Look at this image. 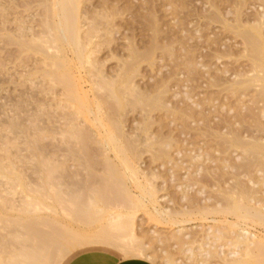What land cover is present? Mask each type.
Returning <instances> with one entry per match:
<instances>
[{
    "label": "rangeland",
    "instance_id": "rangeland-1",
    "mask_svg": "<svg viewBox=\"0 0 264 264\" xmlns=\"http://www.w3.org/2000/svg\"><path fill=\"white\" fill-rule=\"evenodd\" d=\"M253 210L264 0H0V264H22L30 218L64 226L37 227L53 262L63 240L110 234L152 264H264ZM116 249L59 264L133 258Z\"/></svg>",
    "mask_w": 264,
    "mask_h": 264
},
{
    "label": "bare ground",
    "instance_id": "bare-ground-1",
    "mask_svg": "<svg viewBox=\"0 0 264 264\" xmlns=\"http://www.w3.org/2000/svg\"><path fill=\"white\" fill-rule=\"evenodd\" d=\"M54 2V1H53ZM57 2V1H56ZM60 2V1H59ZM70 2V1H69ZM67 3V2H66ZM63 4V3H62ZM65 4V3H64ZM65 8V7H64ZM61 10H63V9H61ZM63 12V11H62ZM65 21H66V19H65ZM253 63V62H252ZM103 128V127H102ZM101 129V128H100ZM107 145V144H106ZM110 145V144H109ZM103 150H104V148H103ZM109 162V161H108ZM110 164V163H109ZM112 164V163H111ZM129 166H131V165H129ZM129 169V168H128ZM134 170V169H133ZM215 172V171H214ZM220 173H222V172H220ZM44 179H46V178H44ZM209 180V179H208ZM210 181V180H209ZM226 181V180H225ZM223 182V181H222ZM225 183V182H224ZM223 183V184H224ZM47 184V183H46ZM235 184V183H234ZM233 184V185H234ZM237 184V183H236ZM216 185V184H215ZM231 186V185H230ZM218 187V186H217ZM222 187V186H221ZM229 188V187H228ZM105 189V188H104ZM221 189V188H220ZM223 189V188H222ZM232 189H233V187H232ZM242 189V188H241ZM106 190V189H105ZM104 190V191H105ZM228 190V189H227ZM95 191H97V190H95ZM100 191V190H99ZM204 191V190H203ZM207 191V190H206ZM222 191V190H221ZM243 191V190H242ZM127 193H129V191H126ZM212 192V191H211ZM213 193V192H212ZM208 194V193H207ZM228 194V193H227ZM233 194V193H232ZM89 195H91V194H89ZM94 195V194H93ZM239 195V194H238ZM251 195V194H250ZM27 196V195H26ZM95 196V195H94ZM107 196V195H106ZM214 196V195H213ZM220 196V195H219ZM233 196V195H232ZM247 196V195H246ZM99 197V196H98ZM221 197V196H220ZM234 197V196H233ZM239 197V196H238ZM248 197V196H247ZM27 198V197H26ZM88 198V197H87ZM91 198V197H90ZM105 198V197H104ZM107 198H108V196H107ZM236 198V197H235ZM234 198V199H235ZM252 198V197H251ZM33 199V198H32ZM102 199H103V197H102ZM112 199V198H111ZM214 199V198H213ZM233 199V198H232ZM233 199V200H234ZM240 199V198H239ZM247 199V198H246ZM30 200V199H29ZM105 200V199H104ZM211 200V199H210ZM222 200V199H221ZM100 201H101V199H100ZM106 201V200H105ZM109 201V200H108ZM228 201V200H227ZM229 201H231V200H229ZM237 201V200H236ZM255 201V200H254ZM27 202V201H26ZM31 202V201H30ZM88 202V201H87ZM96 202V201H95ZM98 203H99V201H97ZM33 203V202H32ZM34 203H35V201H34ZM251 203V202H250ZM40 204V203H39ZM223 204H224V202H223ZM248 204V203H247ZM230 205V204H229ZM238 205V204H237ZM250 205V204H249ZM28 206V205H27ZM96 206V205H95ZM214 206V205H213ZM216 206V205H215ZM24 207V206H23ZM96 207H98V206H96ZM237 207V206H236ZM241 207V206H240ZM243 207V206H242ZM253 207V206H252ZM19 208V207H18ZM22 208V207H21ZM36 208V207H35ZM99 208H100V206H99ZM246 208V207H245ZM23 209V208H22ZM38 209V208H37ZM83 209V208H82ZM90 209V208H89ZM219 209V208H218ZM18 210V209H17ZM34 210V209H33ZM88 210V209H87ZM96 210V209H95ZM101 210V209H100ZM197 210H199V209H197ZM58 211V210H57ZM56 211V212H57ZM83 211V210H82ZM90 211V210H89ZM103 211V210H102ZM102 211H101V213H102ZM154 211L156 212V213H163L162 212V210H160V209H157L156 207H154ZM196 211V210H195ZM240 211V210H239ZM238 211V212H239ZM254 211V210H253ZM51 212V211H50ZM52 212H54V211H52ZM56 212H54L52 215H55L56 216ZM60 212V211H59ZM112 212V211H111ZM198 212V211H197ZM220 212V211H219ZM223 212V211H222ZM25 213V212H24ZM45 213H47V212H45ZM63 213V212H62ZM92 213V212H91ZM91 213H89V214H91ZM104 213V212H103ZM108 213V212H107ZM110 213V212H109ZM215 213V212H214ZM246 213V212H245ZM100 214V213H99ZM129 214V213H128ZM201 214V213H200ZM216 214V213H215ZM225 214V213H224ZM234 214V213H233ZM237 214V213H236ZM35 215V214H34ZM51 215V214H50ZM49 215V216H50ZM58 215V214H57ZM62 215V214H61ZM60 215V216H61ZM82 215V214H81ZM80 215V216H81ZM195 215H196V213H195ZM203 215V214H202ZM205 215V214H204ZM218 215V214H217ZM223 215V214H222ZM48 216V217H49ZM94 216V215H93ZM103 216H104V214H103ZM108 216V215H107ZM111 214H110V219H111ZM126 216H127V214H126ZM246 216V215H245ZM42 217V216H41ZM100 217V216H99ZM129 217V216H128ZM218 217V216H217ZM225 217H226V215H225ZM251 217V216H250ZM250 217H248V218H250ZM253 217V218H252ZM252 219H256V220H258V222L259 223H262V224H264V214L261 212V211H254L253 213H252ZM25 218V217H24ZM52 218V217H51ZM60 218V217H59ZM88 218V217H87ZM106 218V217H105ZM118 218V217H117ZM205 218V217H204ZM22 219V218H21ZM37 219V218H36ZM39 219V218H38ZM43 219V218H42ZM41 219V221H42V224H44L43 226H45L46 224L48 225L50 222H45L46 220H48L47 218H46V220L44 219V222H43V220ZM78 219V218H77ZM84 220H85V218H83ZM95 219V218H94ZM102 219V218H101ZM109 219V220H110ZM115 219V218H114ZM224 219V218H223ZM226 219V218H225ZM27 220V219H26ZM31 222H30V221ZM28 221L30 222L28 225H27V223L28 222H26L25 221V223H26V225H27V228H28V230H27V233H28V231H29V238H27L28 237V235H27V237L24 239V242H25V245H26V247L24 246V248H25V250L22 252V264H51V262H53V261H51V255H52V253H51V255H50V252H54V251H52L53 250V248H51V250H50V248H49V246L48 245H50L49 244V242L45 245V243L47 242H44V240H43V237L41 238L40 237V235H42V234H39L38 235V233H40V232H38L37 233V231H39V229H40V227H39V224H40V220H38V221H40L39 222V224H38V222H36V220L34 221V219L33 220H31V218L29 219ZM50 220H52V219H50ZM87 220V219H86ZM91 220V219H90ZM113 220V219H112ZM205 220V219H204ZM58 221V220H57ZM124 220H121L120 222H122V223H120L119 222V228H122L121 226H123V228L122 229H124V226H125V228L126 227H128V226H130L131 227V231L130 230H128V231H130V232H132V226H131V224L129 223V222H127V223H124V222H126V221H128V220H126V221H124ZM131 221V220H130ZM154 221H156V220H154ZM213 221H216L215 219H213ZM223 221V220H222ZM54 222V221H53ZM81 222V221H80ZM85 222V221H84ZM91 222V221H90ZM96 222V221H95ZM109 222V221H108ZM111 222H113V221H111ZM116 222H118V221H116ZM158 222H160V221H158ZM173 222H175V221H173ZM185 222V221H184ZM23 223V222H22ZM54 223H56V221L54 222ZM54 223H52L51 222V224H54ZM128 224L127 226L126 225H124V224ZM177 223V222H176ZM176 223H174V224H176ZM182 223V222H181ZM219 223V222H218ZM235 223V222H234ZM36 224L38 225V226H36ZM51 224H49L48 226H52ZM101 224V223H100ZM105 224H106V222H105ZM104 224V225H105ZM113 224V223H112ZM118 224V223H117ZM123 224V225H122ZM215 224V223H214ZM223 224V223H222ZM225 224V223H224ZM227 224V223H226ZM230 224H231V222L229 223V226H230ZM20 225V224H19ZM57 227H58V225L60 226V223L59 224H55ZM97 225V224H96ZM115 225H116V223H115ZM25 226V225H24ZM40 226H42L41 224H40ZM92 226V225H91ZM94 226V225H93ZM100 226V225H99ZM105 226H107V225H105ZM232 226V225H231ZM37 227H39V229L37 230ZM46 227V226H45ZM61 227H64V226H60V228ZM115 227V226H114ZM227 227V226H226ZM233 227L234 226H232L231 228L233 229ZM7 228V227H6ZM26 228V227H25ZM47 228H51V227H47ZM54 230H53V229ZM52 232H54V231H57L55 228H54V226H52ZM105 228V227H104ZM107 228V227H106ZM118 228V229H119ZM263 228V227H262ZM59 229V228H58ZM63 229V228H62ZM126 229H128V228H126ZM217 229H218V231H219V228L217 227ZM264 229V228H263ZM101 230V229H100ZM119 230H121V229H119ZM221 230H223V229H221ZM67 231H68V229H67ZM66 231V232H67ZM77 231V230H76ZM99 231V230H98ZM111 231V230H110ZM124 231V230H123ZM126 231V230H125ZM71 232V231H70ZM69 232V233H70ZM234 232V231H233ZM27 233H25V234H27ZM68 233V234H69ZM101 233H102V231H101ZM112 233V232H111ZM116 233V232H115ZM219 233V232H218ZM217 233V234H218ZM229 233V232H228ZM24 234V233H23ZM55 234V233H54ZM78 234V233H77ZM118 234V233H117ZM222 234V233H221ZM45 235V234H44ZM83 235V234H82ZM75 235V237H73V238H70V237H68V238H70L68 241H62V242H60L61 243V246L58 248V246H59V244L58 245H56L57 246V248H58V250H57V248H56V250L57 251H59L58 252V254L56 255V257L54 258L55 259V263H58L59 264V262L65 257V255L68 253V252H70L71 250H74V249H76V248H80V247H83V246H95V245H100V244H108V245H111V246H114L115 248H117L119 251L121 250L122 252H124L126 255H128V256H130V257H133V258H139V259H144V260H146V259H150V261H152V259H153V256H151L150 254H149V252H147L146 251V249H144L142 246H140V245H138V244H136L135 243V241H134V237L133 236H131V238L130 239H128V240H125V241H123V242H121L120 243V239L118 238V240H119V243L120 244H118L117 242H118V240L117 241H115L116 240V238H114L113 240H108V238L110 239V237H109V235L108 234H98V235H92L91 236V234L90 235ZM103 235H105V236H103ZM108 235V236H107ZM227 235V234H226ZM43 236V235H42ZM72 236V235H71ZM103 236V237H102ZM216 236V235H215ZM246 236V235H245ZM107 239H106V238ZM116 237V236H115ZM17 238V237H16ZM67 238V239H68ZM112 238V237H111ZM214 238V237H213ZM220 238V237H219ZM226 238V237H225ZM243 238V237H242ZM247 238V237H246ZM245 238V239H246ZM52 239V238H51ZM234 239V238H233ZM53 240V239H52ZM122 240H124V237H123V239H121V241ZM221 240H222V238H221ZM226 240V239H225ZM241 240V239H240ZM49 241V240H48ZM51 241V240H50ZM219 241V240H218ZM262 241V240H261ZM52 242V241H51ZM54 242V241H53ZM56 242V241H55ZM236 242V241H235ZM238 242V241H237ZM247 242V241H246ZM258 242H259V240H258ZM58 243H59V241H58ZM227 243V242H226ZM229 243V242H228ZM232 244H234V243H232ZM253 244V243H252ZM52 246H53V243L51 244ZM247 245V244H246ZM249 245V244H248ZM55 246V247H56ZM233 246H236V245H233ZM256 246H257V244H256ZM55 247H54V249H55ZM240 247V246H239ZM244 247V246H243ZM23 248V247H22ZM251 248V247H250ZM255 248V247H254ZM258 248H259V246H258ZM245 249V248H244ZM257 249V248H256ZM263 249V248H262ZM248 250V249H247ZM20 251V250H19ZM253 251V250H252ZM258 251V250H257ZM262 251V250H261ZM56 252V251H55ZM256 252V251H255ZM259 252V251H258ZM263 252V251H262ZM261 252V253H262ZM21 253V252H20ZM57 253V252H56ZM244 253H245V251H244ZM260 253V252H259ZM14 254V253H13ZM233 254V253H232ZM264 254V253H263ZM258 255V254H257ZM256 255V256H257ZM16 257V256H15ZM20 257V256H19ZM53 257V256H52ZM245 257V256H244ZM249 257V256H248ZM247 258V257H246ZM12 259V258H11ZM15 259V258H14ZM241 259V258H240ZM243 259V258H242ZM252 259V258H251ZM255 259V258H254ZM258 259V258H257ZM250 260V259H249ZM259 260V259H258ZM149 261V262H150ZM237 261H238V259H237ZM242 261V260H241ZM246 261V260H245ZM245 261H243L244 263H245ZM256 261V260H255ZM262 261V260H261ZM261 261H259V263L261 262ZM11 262V261H10ZM20 262V261H19ZM53 262V263H54ZM154 262V261H153ZM248 262H250L251 263V261H248ZM52 263V264H53ZM152 263V262H151ZM237 263V262H236ZM256 263H258V262H256ZM255 263V264H256ZM15 264V263H14ZM20 264V263H19ZM228 264V263H227ZM232 264V263H231ZM239 264H240V262H239ZM249 264V263H248Z\"/></svg>",
    "mask_w": 264,
    "mask_h": 264
},
{
    "label": "crops",
    "instance_id": "crops-1",
    "mask_svg": "<svg viewBox=\"0 0 264 264\" xmlns=\"http://www.w3.org/2000/svg\"><path fill=\"white\" fill-rule=\"evenodd\" d=\"M66 264H152V263L138 258L125 257V259H119L115 254L111 252L95 250V251H87V252L79 253L73 256Z\"/></svg>",
    "mask_w": 264,
    "mask_h": 264
}]
</instances>
